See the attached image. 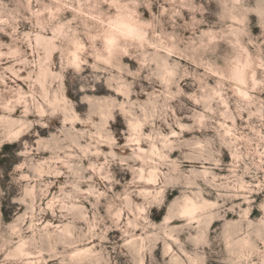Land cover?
<instances>
[{
  "label": "clouds",
  "instance_id": "obj_1",
  "mask_svg": "<svg viewBox=\"0 0 264 264\" xmlns=\"http://www.w3.org/2000/svg\"><path fill=\"white\" fill-rule=\"evenodd\" d=\"M0 264H264V0H0Z\"/></svg>",
  "mask_w": 264,
  "mask_h": 264
}]
</instances>
